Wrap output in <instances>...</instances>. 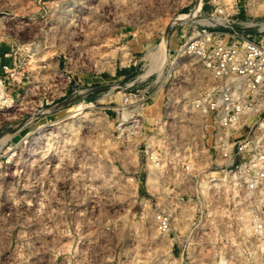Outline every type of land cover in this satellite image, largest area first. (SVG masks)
<instances>
[{
    "label": "rangeland",
    "instance_id": "rangeland-1",
    "mask_svg": "<svg viewBox=\"0 0 264 264\" xmlns=\"http://www.w3.org/2000/svg\"><path fill=\"white\" fill-rule=\"evenodd\" d=\"M197 2L0 0V264H264L250 208L200 181L217 136L189 99L215 78L182 55L216 19L263 38L264 0Z\"/></svg>",
    "mask_w": 264,
    "mask_h": 264
},
{
    "label": "built area",
    "instance_id": "built-area-1",
    "mask_svg": "<svg viewBox=\"0 0 264 264\" xmlns=\"http://www.w3.org/2000/svg\"><path fill=\"white\" fill-rule=\"evenodd\" d=\"M207 23L197 32L193 31L182 54L199 58L209 74L207 77L211 74L215 78L189 99L207 120L214 121L212 131L217 136L213 144L218 153L215 170L205 177L201 175L200 181L210 186L228 183L233 199L250 208L253 231L257 235L264 234V37L258 40L234 28L210 30V26L224 24L219 19ZM153 57L158 68L160 55ZM2 69L6 76L15 74L9 64L2 65ZM173 71L176 73L170 68L168 73L172 75ZM2 77L0 75V98L5 103L8 100L1 88ZM72 77L75 76L71 74L60 81L51 79L47 103L68 94ZM79 82L73 87L76 92ZM151 97L149 93L145 98ZM231 127L244 130L233 147L229 138Z\"/></svg>",
    "mask_w": 264,
    "mask_h": 264
},
{
    "label": "bare ground",
    "instance_id": "bare-ground-1",
    "mask_svg": "<svg viewBox=\"0 0 264 264\" xmlns=\"http://www.w3.org/2000/svg\"><path fill=\"white\" fill-rule=\"evenodd\" d=\"M203 5V0H198L195 8H194V11L192 13H189V14H186L184 15V19H189V18H193L192 16H194L199 10L200 8L202 7ZM2 138H5V135L1 136L0 139Z\"/></svg>",
    "mask_w": 264,
    "mask_h": 264
}]
</instances>
